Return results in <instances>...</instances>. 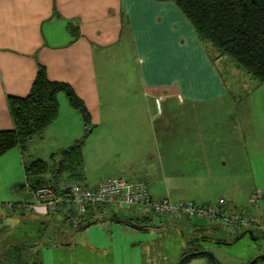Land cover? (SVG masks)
<instances>
[{
    "label": "crops",
    "instance_id": "1",
    "mask_svg": "<svg viewBox=\"0 0 264 264\" xmlns=\"http://www.w3.org/2000/svg\"><path fill=\"white\" fill-rule=\"evenodd\" d=\"M229 61L198 39L172 2L0 0V131L13 129L7 97H26L42 66L48 80L70 86L90 114L82 147L89 187L101 182L90 185V179L125 178L143 182L153 201L209 205L221 198L224 210L253 216L254 207L264 205V199L249 204L256 192L264 197L254 180L251 189L241 188L243 200L229 186L212 197L213 176L230 170L258 177L255 171L264 167L255 165L264 161V144L251 135L253 108L231 100L240 81ZM57 102L56 119L38 137L46 156L31 160L50 161L84 135L82 117L64 93ZM11 160L15 186L25 163L18 148L0 156V167ZM89 160L98 162L96 174Z\"/></svg>",
    "mask_w": 264,
    "mask_h": 264
},
{
    "label": "rangeland",
    "instance_id": "2",
    "mask_svg": "<svg viewBox=\"0 0 264 264\" xmlns=\"http://www.w3.org/2000/svg\"><path fill=\"white\" fill-rule=\"evenodd\" d=\"M236 68L235 75L240 85L233 88L231 100H235L238 106L253 108L256 120L255 131L251 135L264 144V86L253 81L251 84L248 81L251 79L240 75V69ZM38 137L32 138L37 140L36 143L30 145L29 142L23 152L26 165L38 154L46 156L45 151L42 152L44 149L38 147ZM45 160L51 164L47 158ZM260 162L264 166L262 160L255 165ZM15 164L11 160L7 165L10 169L0 167V249L7 242L28 244L30 248L25 250L24 257L30 264H178L184 253L195 251L210 255L196 258L188 264H214L215 259L218 264H248L264 256V205L254 207L252 214L259 220L255 226L232 232L204 220H190L184 215L158 220L148 210L139 211L135 207L119 209L116 205L103 206L92 218L89 215L81 218L75 212L73 217L67 207L60 206L48 210L47 215H38L32 205H27L32 201V194L27 188H22L25 184L22 168L20 184L12 185L16 179ZM89 165V171L96 174L98 162L89 160ZM229 172L227 170L210 179L213 198L223 195L229 186L231 191L236 190L237 199L243 200L245 195L240 190L249 189L253 180L258 187L264 188V167L255 171L258 177L256 174L249 178L236 174L231 176ZM98 179H90L89 184L108 178ZM57 180H67L66 175L57 176ZM223 181L227 184L225 188L221 187ZM143 217L150 221L145 223ZM89 222L93 224L79 230V226ZM255 264H264V259Z\"/></svg>",
    "mask_w": 264,
    "mask_h": 264
},
{
    "label": "trees",
    "instance_id": "3",
    "mask_svg": "<svg viewBox=\"0 0 264 264\" xmlns=\"http://www.w3.org/2000/svg\"><path fill=\"white\" fill-rule=\"evenodd\" d=\"M155 1L172 2L192 26L202 43L210 45L218 56L228 58L243 75L253 82L264 86V0ZM59 93H64L70 106L81 115L85 126L84 135L72 147L52 155L51 164L42 160H34L29 165L24 163L25 184L22 188H27L32 196L37 189L49 188L61 201L57 206L67 207L66 209L74 217L76 212L73 207L64 202L68 194L61 191V186L69 182L91 188L84 182L82 157L83 144L90 134L91 118L86 106L72 88L63 83L48 80L42 66L38 67L36 78L26 97L9 96L6 99L13 129L0 131V156L14 148H18L23 155L28 142L42 135L58 115ZM62 174L66 175L67 180L58 181L57 176ZM47 175L49 176L46 179ZM102 207L79 216L83 218L89 215V218H92L99 214ZM92 223L79 226V230ZM7 243L0 249V264H30L24 257L25 250L29 249L30 245ZM186 254L184 253L182 257ZM200 257H207V255L189 258L182 264H188Z\"/></svg>",
    "mask_w": 264,
    "mask_h": 264
},
{
    "label": "built area",
    "instance_id": "4",
    "mask_svg": "<svg viewBox=\"0 0 264 264\" xmlns=\"http://www.w3.org/2000/svg\"><path fill=\"white\" fill-rule=\"evenodd\" d=\"M161 98L157 99L159 105ZM61 191L68 194L65 203L83 216L89 211H95L100 206L116 205L119 209L137 208L148 210L158 220L161 218H178L181 215L190 220H204L212 225L222 226L228 232L250 228L258 223V218L244 211H226L224 200L218 199L215 204L200 205L192 201L171 203L167 199L153 201L144 183L124 178H109L103 180L97 188L91 189L79 183H63ZM35 203L34 213L47 215L61 202L49 188H40L33 192ZM264 199L256 192L249 199L251 206H259Z\"/></svg>",
    "mask_w": 264,
    "mask_h": 264
},
{
    "label": "water",
    "instance_id": "5",
    "mask_svg": "<svg viewBox=\"0 0 264 264\" xmlns=\"http://www.w3.org/2000/svg\"><path fill=\"white\" fill-rule=\"evenodd\" d=\"M93 224V223H92ZM92 224H89V225H87L86 227H88V226H90V225H92ZM198 255H207V256H209L210 254L208 253V252H194V253H191V254H186V255H184L182 258H181V260L179 261V263L178 264H182L185 260H187V259H189V258H192V257H195V256H198ZM264 259V256H259V257H257V258H255V259H253L250 263H248V264H255L259 259ZM214 261V260H213ZM218 264V262H217V260L215 259V261H214V264Z\"/></svg>",
    "mask_w": 264,
    "mask_h": 264
}]
</instances>
